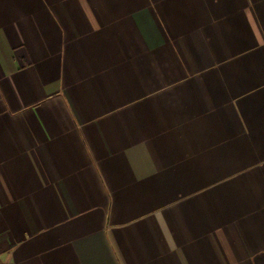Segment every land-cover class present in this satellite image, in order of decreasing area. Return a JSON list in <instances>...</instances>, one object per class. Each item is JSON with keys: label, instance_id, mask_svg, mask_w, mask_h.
<instances>
[{"label": "crops", "instance_id": "0c3cea01", "mask_svg": "<svg viewBox=\"0 0 264 264\" xmlns=\"http://www.w3.org/2000/svg\"><path fill=\"white\" fill-rule=\"evenodd\" d=\"M0 262L264 264V0H0Z\"/></svg>", "mask_w": 264, "mask_h": 264}, {"label": "built area", "instance_id": "2783aa9c", "mask_svg": "<svg viewBox=\"0 0 264 264\" xmlns=\"http://www.w3.org/2000/svg\"><path fill=\"white\" fill-rule=\"evenodd\" d=\"M0 264H12V263H9V262H0Z\"/></svg>", "mask_w": 264, "mask_h": 264}]
</instances>
